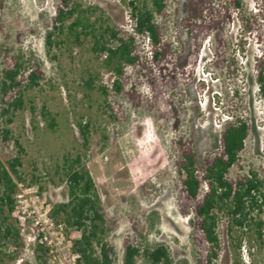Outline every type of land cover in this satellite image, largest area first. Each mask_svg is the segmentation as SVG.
<instances>
[{"label":"rangeland","instance_id":"374dc122","mask_svg":"<svg viewBox=\"0 0 264 264\" xmlns=\"http://www.w3.org/2000/svg\"><path fill=\"white\" fill-rule=\"evenodd\" d=\"M131 1L136 0H73L72 4L86 10L99 34L106 25L132 32ZM60 2L0 0V84L2 70L12 55L21 56L23 75H28L35 61L43 71L37 85L24 87L25 107L9 124L25 152L12 212L22 245L16 258L7 259L6 264H37V240L48 247L47 264H77L72 241L80 236L79 229L56 224L51 216L53 205L69 199L63 169L67 154L81 156L107 215L118 219L117 228L107 236L115 249L113 264H123V238L130 231L132 217L152 246L163 243L179 264H197L190 217L178 211L179 178L172 162L175 152L171 141L180 134L190 137L201 159L218 147L224 122L242 117L248 120L250 132L230 176L255 171L264 178V100L255 81L256 61L264 54L262 2L244 0L247 16L254 17L260 28L246 32L235 16L225 36L226 54L237 62L236 73L216 64L217 57L206 39L192 71L188 66L185 74H179L175 99L182 107V121L177 130L171 119L164 127L163 120L157 122L151 114L135 111L114 91L103 94L99 90L100 85L112 86L114 72L104 65L105 56L94 52L92 33H81L76 39L75 31L67 27L73 18L67 20L63 31L55 30L52 45L47 46L46 34L52 29L51 18ZM187 8V0H168L164 14L157 16L164 25V36L172 44L173 57L180 63L189 53L188 31L181 23ZM25 24L34 26L37 32L26 33L18 40L16 31ZM138 44L142 58L150 61L147 38H138ZM126 73L131 78L137 76L130 66ZM89 79H93L91 88L87 85ZM27 81L25 78L23 84ZM140 89L149 91L145 83ZM31 105L35 106L33 114ZM42 106L50 113L46 117L41 114ZM3 107L0 91V130L4 125ZM121 110L129 122H123V114H119L121 123L114 121L113 113ZM51 119L56 124L54 129L47 127ZM79 121L90 122L88 142L79 133ZM145 181L149 186L142 192ZM259 216L264 220V206ZM229 222L226 211L218 212L223 249L216 264H233ZM242 245L241 264H264V241L256 238L253 230L245 229ZM1 249L8 254L16 248L5 244ZM136 264L146 262L140 258Z\"/></svg>","mask_w":264,"mask_h":264},{"label":"trees","instance_id":"16d2710c","mask_svg":"<svg viewBox=\"0 0 264 264\" xmlns=\"http://www.w3.org/2000/svg\"><path fill=\"white\" fill-rule=\"evenodd\" d=\"M73 0H61L51 18L52 29L46 34V44L52 45L55 30L63 31L68 19L73 18L67 27L75 31L78 40L81 33H92L93 50L103 54L104 65L114 72L115 79L111 87L100 85L103 94L114 91L126 98L130 106L142 114H151L163 126L172 120L174 130L181 124V105L175 99V89L179 84V74H185L190 66L192 71L204 40L210 42L221 69L236 73L237 62L226 54L227 31L235 16L244 31L260 28L261 25L252 16H247L244 0H187V14L181 23L188 31L189 53L182 63L173 57L172 44L164 36V25L157 16L163 15L168 0L131 1V17L134 22L132 32H123L115 26L106 25L102 32H96L94 23L89 21L86 10L73 5ZM261 4L264 0H254ZM48 25V23H47ZM264 25V22L263 24ZM79 28V29H78ZM78 29V30H77ZM263 30V29H262ZM262 30L259 35L262 34ZM34 26L25 24L16 31L19 40L26 33H36ZM258 36V34H257ZM138 38H148L151 47V60L147 61L139 53ZM20 55H12L2 70L0 91L4 107L1 116L4 125L0 130V264L7 259H15L22 245L20 229L16 226L12 212L22 180L19 168L25 147L9 126L18 111L25 107L24 87L38 84L43 71L38 61L28 75H23ZM171 64V65H170ZM132 67L137 76L131 78L126 67ZM255 81L264 100V54L256 61ZM28 78L27 85L23 84ZM93 79L87 81L91 88ZM145 83L149 89L144 92L140 85ZM108 106L113 109L111 103ZM32 114L35 106H30ZM116 111L112 118L117 122H129L128 115ZM41 114L50 113L42 106ZM119 114H123V119ZM34 122V118H32ZM55 121L48 122V128H55ZM78 130L83 140L88 142L90 122L79 121ZM250 126L247 119L235 117L226 120L220 131L218 147L199 159L193 140L183 134L171 141L175 156L172 159L177 170L178 211L189 216L192 223L191 239L197 250V264H216L222 254V243L218 232V212L226 211L230 217L229 231L233 251V264H241V250L245 229H251L256 238L264 241V220L259 216L264 206V178L257 172L230 176V170L239 161L249 136ZM63 169L67 181L69 199L53 205L51 216L56 224L76 227L80 236L73 239L72 248L78 257L77 264H113L114 246L107 240L110 232L118 226V219L107 215L88 167L82 163L81 156L64 155ZM149 183L141 186L145 192ZM257 213V215L255 214ZM129 233L123 238V264H136L142 258L146 264H179L163 243L151 245L141 230L139 222L132 217ZM233 232V234L231 233ZM11 244L16 249L8 254L2 252V246ZM34 251L37 264H47L48 247L35 241ZM30 264V263H26Z\"/></svg>","mask_w":264,"mask_h":264},{"label":"built area","instance_id":"2783aa9c","mask_svg":"<svg viewBox=\"0 0 264 264\" xmlns=\"http://www.w3.org/2000/svg\"><path fill=\"white\" fill-rule=\"evenodd\" d=\"M147 44H148V54L149 56H152V52H151V47H150V43H149V39L147 38ZM262 55V53L260 54V56Z\"/></svg>","mask_w":264,"mask_h":264}]
</instances>
